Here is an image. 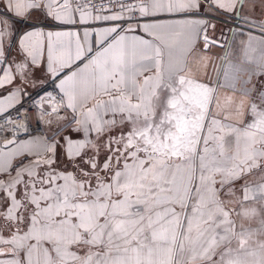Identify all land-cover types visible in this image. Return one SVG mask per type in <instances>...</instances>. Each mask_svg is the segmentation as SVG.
I'll return each instance as SVG.
<instances>
[{
	"label": "snow or ice",
	"instance_id": "snow-or-ice-1",
	"mask_svg": "<svg viewBox=\"0 0 264 264\" xmlns=\"http://www.w3.org/2000/svg\"><path fill=\"white\" fill-rule=\"evenodd\" d=\"M0 264H264V0H0Z\"/></svg>",
	"mask_w": 264,
	"mask_h": 264
},
{
	"label": "crops",
	"instance_id": "crops-1",
	"mask_svg": "<svg viewBox=\"0 0 264 264\" xmlns=\"http://www.w3.org/2000/svg\"><path fill=\"white\" fill-rule=\"evenodd\" d=\"M69 27H71V26H69ZM214 52L216 53V54H221L222 53V49H214Z\"/></svg>",
	"mask_w": 264,
	"mask_h": 264
},
{
	"label": "built area",
	"instance_id": "built-area-1",
	"mask_svg": "<svg viewBox=\"0 0 264 264\" xmlns=\"http://www.w3.org/2000/svg\"><path fill=\"white\" fill-rule=\"evenodd\" d=\"M83 2H84L85 4H88V0H83ZM49 90H51V88H49Z\"/></svg>",
	"mask_w": 264,
	"mask_h": 264
},
{
	"label": "water",
	"instance_id": "water-1",
	"mask_svg": "<svg viewBox=\"0 0 264 264\" xmlns=\"http://www.w3.org/2000/svg\"><path fill=\"white\" fill-rule=\"evenodd\" d=\"M23 135V134H22Z\"/></svg>",
	"mask_w": 264,
	"mask_h": 264
}]
</instances>
